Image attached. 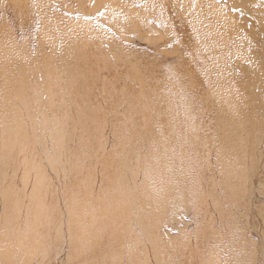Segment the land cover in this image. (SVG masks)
I'll list each match as a JSON object with an SVG mask.
<instances>
[{
  "label": "rangeland",
  "instance_id": "obj_1",
  "mask_svg": "<svg viewBox=\"0 0 264 264\" xmlns=\"http://www.w3.org/2000/svg\"><path fill=\"white\" fill-rule=\"evenodd\" d=\"M0 45V264H264V0H0Z\"/></svg>",
  "mask_w": 264,
  "mask_h": 264
},
{
  "label": "bare ground",
  "instance_id": "obj_2",
  "mask_svg": "<svg viewBox=\"0 0 264 264\" xmlns=\"http://www.w3.org/2000/svg\"><path fill=\"white\" fill-rule=\"evenodd\" d=\"M212 24H213V28L214 29H216V27H217V21L214 19V21L212 20V21H210V23L208 22V26H212ZM219 27V26H218ZM194 28V27H193ZM212 28V27H211ZM229 28V27H228ZM207 29V28H206ZM219 29V28H218ZM208 30V29H207ZM227 34V33H226ZM228 35V34H227ZM226 40V39H225ZM0 47H1V45H0ZM257 47H258V45H257ZM255 60V59H254ZM254 60H251L252 62H254ZM4 71H6V70H4ZM10 71V70H9ZM251 73V72H250ZM249 73V74H250ZM7 74L9 75V77L11 78V76H10V72H7ZM18 74V73H17ZM2 75H4V74H2ZM19 75V74H18ZM17 75V76H18ZM17 81V80H16ZM248 81H264V78H260L259 77V75H253L252 74V76H251V78L248 80ZM228 82V81H227ZM21 83V82H20ZM249 84V83H248ZM242 85V84H241ZM256 85V84H255ZM262 85V84H261ZM246 87V86H245ZM252 88V87H251ZM253 93H254V96L255 97H253V100H254V102H256V101H258L257 102V104H260V99L262 98V93H260V91L257 89V88H255L254 90H253ZM6 119V118H5ZM252 133V132H251ZM225 141V140H224ZM233 143V142H232ZM221 158V157H220ZM224 158V157H223ZM225 176V175H224ZM224 178V177H223Z\"/></svg>",
  "mask_w": 264,
  "mask_h": 264
}]
</instances>
